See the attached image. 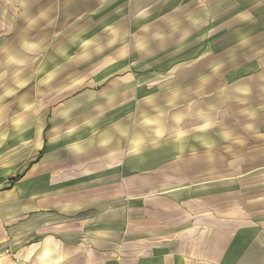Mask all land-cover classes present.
Listing matches in <instances>:
<instances>
[{
    "label": "crops",
    "instance_id": "obj_1",
    "mask_svg": "<svg viewBox=\"0 0 264 264\" xmlns=\"http://www.w3.org/2000/svg\"><path fill=\"white\" fill-rule=\"evenodd\" d=\"M0 264H264V0H0Z\"/></svg>",
    "mask_w": 264,
    "mask_h": 264
},
{
    "label": "built area",
    "instance_id": "obj_2",
    "mask_svg": "<svg viewBox=\"0 0 264 264\" xmlns=\"http://www.w3.org/2000/svg\"><path fill=\"white\" fill-rule=\"evenodd\" d=\"M0 252H3V253H10V249L8 248H0Z\"/></svg>",
    "mask_w": 264,
    "mask_h": 264
}]
</instances>
